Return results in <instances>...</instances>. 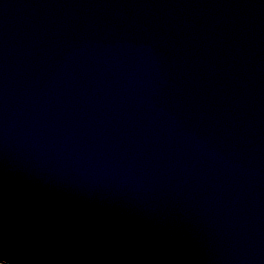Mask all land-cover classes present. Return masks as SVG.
<instances>
[{
  "label": "water",
  "instance_id": "obj_1",
  "mask_svg": "<svg viewBox=\"0 0 264 264\" xmlns=\"http://www.w3.org/2000/svg\"><path fill=\"white\" fill-rule=\"evenodd\" d=\"M0 262L264 264V0H0Z\"/></svg>",
  "mask_w": 264,
  "mask_h": 264
},
{
  "label": "bare ground",
  "instance_id": "obj_2",
  "mask_svg": "<svg viewBox=\"0 0 264 264\" xmlns=\"http://www.w3.org/2000/svg\"><path fill=\"white\" fill-rule=\"evenodd\" d=\"M0 264H3V263L0 262Z\"/></svg>",
  "mask_w": 264,
  "mask_h": 264
}]
</instances>
